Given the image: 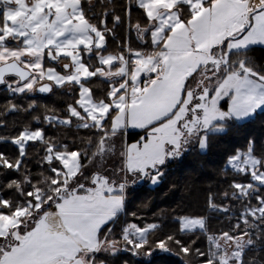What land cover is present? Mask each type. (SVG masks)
I'll return each instance as SVG.
<instances>
[{
  "label": "snow or ice",
  "instance_id": "1",
  "mask_svg": "<svg viewBox=\"0 0 264 264\" xmlns=\"http://www.w3.org/2000/svg\"><path fill=\"white\" fill-rule=\"evenodd\" d=\"M121 27L147 47L125 42L109 51L108 36ZM258 44L264 0H127L100 14L93 0H0V86L10 96L75 93L63 117L44 106L43 119L32 120L90 133L60 142L24 124L0 135L15 147L0 152V264H110L100 254L121 252L150 262L157 251L197 264H250L248 252L264 247V155L254 139L225 156L236 175L222 198L242 203L227 230L211 232L199 214L177 215L170 232L125 222L117 238L115 228L130 189L145 180L158 185L169 161L192 147L205 151L211 137L264 112V64L249 54ZM94 77L107 81L102 96L89 86ZM36 107L8 101L9 111ZM129 129L143 135L129 143ZM30 143L43 151L35 175L26 163ZM207 208L236 216L212 192Z\"/></svg>",
  "mask_w": 264,
  "mask_h": 264
},
{
  "label": "trees",
  "instance_id": "2",
  "mask_svg": "<svg viewBox=\"0 0 264 264\" xmlns=\"http://www.w3.org/2000/svg\"><path fill=\"white\" fill-rule=\"evenodd\" d=\"M127 3V0H113L112 4L108 0H95L94 11L100 14ZM139 9L133 7V18H137ZM92 13L90 12L89 15ZM111 26V25H110ZM125 42L131 44L133 48L147 47L141 45L136 38L134 31L129 32L126 28H117L115 38L108 36V50L118 53ZM249 54L255 58L257 63L264 64V47L254 46L250 48ZM95 97L102 96L107 88V81L94 77L90 82ZM64 92H55L53 95L37 96L29 98L24 96H10L3 86H0V124H6L7 128L0 127V135H10L24 124H31L33 127H44L46 134L60 142H71L79 138L87 137L90 133L87 130H77L75 125L71 128L63 126H49L45 124L37 125L32 117L39 115L41 120L45 113V107L55 108L57 114L64 116L63 109L68 102ZM11 100L26 108L29 101L35 100L38 107L29 112H15L8 110V101ZM141 131H129L128 142H135ZM250 139L256 142V152L264 155V112H260L255 118L244 123H233L227 135L213 136L205 151L197 147H192L185 151L180 158L169 161L163 171L164 179L157 186H152L150 181H141L137 186L129 190L128 201L125 211L120 215L115 228L117 238H119L120 226L125 222H135L141 226L145 223L155 222L162 226L163 232L175 231L178 228L175 222L177 215H205L209 218L210 231L219 234L220 230H227L230 223H235L242 210L240 201H231L222 198L224 191L231 192L230 182L236 175L230 168H225V156L233 153L236 149L244 150ZM0 152L8 154L15 153V147L10 143H0ZM26 163L28 169L35 175L42 169L38 165V160L43 155L41 145L29 144ZM86 162V161H85ZM240 179V177H236ZM209 192L216 195V203L221 205H231L236 216L229 221L228 214L210 213L207 208V196ZM255 203V201H253ZM144 204L148 206L143 207ZM136 212L138 218L132 217L131 213ZM161 233H156L160 235ZM188 237H185L187 239ZM202 249L207 247V241L201 234L198 244ZM101 259H110V264H184L185 259H189V264H197V258H186L176 254H161L157 251L151 261L147 257L134 256L131 252H121L115 259L105 257L100 254ZM246 259L250 264H264V247L259 251H249Z\"/></svg>",
  "mask_w": 264,
  "mask_h": 264
},
{
  "label": "rangeland",
  "instance_id": "3",
  "mask_svg": "<svg viewBox=\"0 0 264 264\" xmlns=\"http://www.w3.org/2000/svg\"><path fill=\"white\" fill-rule=\"evenodd\" d=\"M93 5H94V2H93ZM254 46H262V47H264V45H253V46H251V47H254ZM59 70V69H58ZM55 92H64L65 94H66V100L68 101V102H70V101H72V102H74V98H76V95H75V93H69L66 89H54V91L52 92V93H50L49 95L51 96V95H53ZM21 96H24L25 98L26 97H29V98H35V97H37V96H43V95H38L37 94V92L36 93H32V94H25V95H21ZM30 102H32V101H29V103ZM258 113H260V112H258ZM257 113V114H258ZM256 114V115H257ZM256 115H255V117H256ZM254 117V118H255ZM251 120V119H250ZM249 121V120H248ZM46 125V124H45ZM231 169V168H230ZM232 170V169H231ZM160 184V183H159ZM153 187L154 186H157V185H152Z\"/></svg>",
  "mask_w": 264,
  "mask_h": 264
},
{
  "label": "crops",
  "instance_id": "4",
  "mask_svg": "<svg viewBox=\"0 0 264 264\" xmlns=\"http://www.w3.org/2000/svg\"><path fill=\"white\" fill-rule=\"evenodd\" d=\"M93 2H95V0H93ZM143 78V77H142ZM129 131H140L139 129H129ZM122 214V213H121ZM120 214V215H121Z\"/></svg>",
  "mask_w": 264,
  "mask_h": 264
},
{
  "label": "water",
  "instance_id": "5",
  "mask_svg": "<svg viewBox=\"0 0 264 264\" xmlns=\"http://www.w3.org/2000/svg\"><path fill=\"white\" fill-rule=\"evenodd\" d=\"M37 94H38V95H43V96H48L50 93H48V94H41V93H38V92H37Z\"/></svg>",
  "mask_w": 264,
  "mask_h": 264
}]
</instances>
